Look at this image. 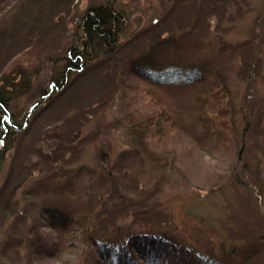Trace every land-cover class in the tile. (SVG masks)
<instances>
[{
	"label": "rangeland",
	"instance_id": "374dc122",
	"mask_svg": "<svg viewBox=\"0 0 264 264\" xmlns=\"http://www.w3.org/2000/svg\"><path fill=\"white\" fill-rule=\"evenodd\" d=\"M21 1L0 17L19 25L17 35L34 34L13 56L16 35L0 36V75L33 73L9 102L24 126L9 129L0 156V264H104L82 229L48 226L51 207L105 231L112 244L147 248L146 235L163 234L152 247L162 263L204 264L189 260L193 246L221 264H264V250L249 260L245 253L264 248V0H42L33 22ZM108 4L123 13L114 55L94 58L32 110L53 79L62 81L87 10ZM145 56L211 64L229 94L210 87L211 75L192 86L151 85L134 71ZM152 93L171 100L172 111L163 105L178 126L159 141L128 129L124 110Z\"/></svg>",
	"mask_w": 264,
	"mask_h": 264
},
{
	"label": "trees",
	"instance_id": "16d2710c",
	"mask_svg": "<svg viewBox=\"0 0 264 264\" xmlns=\"http://www.w3.org/2000/svg\"><path fill=\"white\" fill-rule=\"evenodd\" d=\"M13 1L14 0H0V17L7 16L11 12V9L13 7V5L11 4L13 3ZM23 1L24 0H22L21 2ZM35 1L40 3L38 4ZM47 1L48 0H46V3H48ZM213 1L214 0H208L210 4H216L213 3ZM26 2L28 14L32 16H30L29 19L25 21L33 22L34 19L36 21H40L39 16L41 15V13L39 11L37 13V11H34L32 9L35 7V5L38 4L40 11H43L46 8V3L42 0H26ZM7 7H9V9H7ZM122 14L118 13L109 4L94 6L87 10V13L85 14L81 24L83 34L80 36L79 43L75 42V44L73 42L74 44H72V46L66 52V61L62 81H60L61 79H53L51 87L48 90L43 91L42 95L40 96V100L33 105L32 110L39 104V102L46 98V96L49 95L51 91L59 90L64 85H69L71 81L69 79L70 76H72L73 74H75V76L82 75L86 71H89V63L94 58L101 57L102 55H114L115 50H117L118 48V44H120V38L118 36L121 31ZM20 18L21 17H19V19ZM19 19L17 20V22L19 21ZM13 24L14 23L12 22L11 27L10 20H7L0 25V36H3L2 39H4L2 43H5L6 39H12V36L14 34L16 35L13 40L16 42L17 46L14 50L9 52L11 53V56L16 55L25 47H28V42L34 39L32 38L34 36L33 33H31L30 35H17L18 30L16 32H14V30L18 29L19 25L14 24L13 26ZM24 26L21 25L22 28ZM152 57L153 56H145L144 58H142V61L138 60L137 62H135L134 66V71H136L137 74H139L145 81H147L151 85L164 88L165 86H192L197 82H201L203 79H207V76L211 75L214 76V80L210 83V87H215V90H217V87H220L222 85L223 87L221 86V89H219V95L223 99L225 97L224 93L229 94L230 90L227 86L222 70L211 66V64L207 66H205L204 64H200L199 66L198 64L184 65V63H180L177 60L171 59H160L159 61H154V58ZM5 61L0 62V67H3V65H5ZM19 73L20 75H22L19 81L16 80V77L11 79L5 73H1L0 75V156L3 147L6 145V136L8 135L9 129H13V127L16 126H20L21 128H23L24 126V123H22L21 120L14 119V116L10 110L9 102L14 96L13 90H18L21 88L24 89V87H27L31 84L33 73L27 72L26 70L19 71ZM203 100H206L205 96L203 97ZM219 100L220 99L216 100L217 104ZM163 103H166L165 108L167 110H173L171 100L166 97V100L162 101L157 93L146 95V99L134 103V107L130 103L129 105L126 104L127 107L124 110L129 111L130 121V123L127 125L128 129H131L134 133L139 134L140 136H146V134H149L151 131H153L152 135L153 137L157 136V141L163 139L171 130L177 129V122H173L171 116L168 117ZM154 130H156V132ZM163 151L166 154L173 153L172 151H170V149H163ZM166 154L164 157H166ZM1 157L0 161L2 159ZM165 159L169 160L168 158ZM170 161L171 162H165L175 165L177 160L173 159ZM126 186L129 187V184H126ZM117 191L119 192L120 188ZM137 209L141 212L145 210V208L138 206ZM46 211L49 221L48 226H50L51 229L55 231L60 229L66 232H72L74 231V229H76L77 231L82 229V231H84L85 233L86 240L89 239V244L94 245L95 251L98 253L99 257H101V260L104 264H114L115 262L116 264H145V262H139V258L135 257V251H137L139 255H143L144 257H146L148 260V264H173L169 262V260L171 259L168 260L167 257L166 261L162 263L163 259H158L156 248H152L157 245V243L155 244V241L153 239H162L164 241L166 240L163 237V234H161L162 238L155 235H146L145 237L149 241L150 246L147 248L139 247V245L135 244L136 241L133 240L132 242L129 241L127 243L121 242L119 244H112L105 240V231H102L103 234H101V232L99 233V231L96 229H89L90 226L84 227V224L79 222V220L77 222L76 218L71 219L66 213L65 209L51 207ZM96 225L97 224L93 225V227H95ZM124 233L125 230L121 231L117 228L114 231L116 237H121L124 235ZM235 248L238 249L239 247ZM174 250H176L178 253H185L184 248L176 247L174 248ZM190 250L192 251V253H190V261L193 260V262H204V264H221L220 259L213 254L207 255L206 259L205 251H203L204 254H202L200 251H195V248H193V246L190 247ZM263 250L264 248L258 245L250 246L245 250V253L248 256L247 259L249 260L258 251ZM194 252H196L198 256H196ZM47 254L48 253H46V255ZM49 255L51 254H48V256ZM109 259L111 260L107 262ZM226 263L232 264L231 262Z\"/></svg>",
	"mask_w": 264,
	"mask_h": 264
}]
</instances>
